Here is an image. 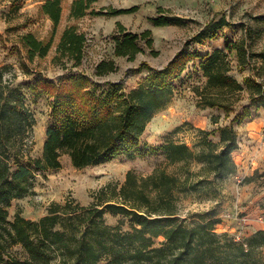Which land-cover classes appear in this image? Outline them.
<instances>
[{"label":"trees","instance_id":"obj_1","mask_svg":"<svg viewBox=\"0 0 264 264\" xmlns=\"http://www.w3.org/2000/svg\"><path fill=\"white\" fill-rule=\"evenodd\" d=\"M8 1V13H16L23 6L20 0ZM62 1L43 0L40 5V11L52 22V31L60 22ZM95 1L71 0L69 17L135 9L95 10ZM150 20L154 25L180 21L163 12ZM224 24L226 20L221 18L194 38L211 36ZM117 27L124 31L120 22ZM20 38L29 60L44 57L50 50V40L39 39L31 32ZM143 39L151 47L148 29L123 33L115 39L114 54L133 59L142 50L138 41ZM85 40L84 32L78 31L75 24L65 26L52 61L79 66ZM233 52L237 67L264 68V51H253L245 38L226 43L224 49L212 50L199 62L205 81L194 87L196 103L201 108L223 109L227 116L245 93L248 104L242 106V117H246L251 107L264 109V72L257 71L258 78L239 81L232 73ZM192 56L178 52L127 93L112 84L103 89L91 87L82 72L60 80L51 90L53 111L64 112L57 123L46 128L38 156L31 154L33 113L20 86L5 77L6 66L0 67V264H264V228L236 239L227 232L216 231L220 218L215 214L206 213L199 222L191 224L178 218L179 193H215L219 182L235 173L232 153L239 147V140L233 122L241 121L237 116L218 127V142L201 129L199 149L183 141H165L161 149L166 162L177 165L176 172L158 167L149 174L137 175L128 170L119 185L108 183L100 188L89 205L67 197L62 202L52 201L37 219L26 218L20 211L8 219L11 201L32 192L37 173L60 168L63 155L69 157L73 166L82 168L136 150L150 119L167 105L172 81ZM114 68L113 61H102L95 72L103 75ZM211 119L217 122V117ZM107 212L126 218L130 228L123 230L119 225L107 224ZM15 246L19 252L12 251Z\"/></svg>","mask_w":264,"mask_h":264},{"label":"rangeland","instance_id":"obj_2","mask_svg":"<svg viewBox=\"0 0 264 264\" xmlns=\"http://www.w3.org/2000/svg\"><path fill=\"white\" fill-rule=\"evenodd\" d=\"M20 1L23 5L20 10L8 13L10 2L0 0V67L6 66L5 77L20 86L33 113V156L42 153L46 128L57 123L64 112L53 111L51 90L71 73L82 72L91 87L103 89L112 84L127 93L144 83L152 69L162 68L178 52L184 51L194 57L184 60L181 74L172 81L173 90L167 105L150 119L136 150L82 168L73 166L69 157L63 155L60 168L37 173L32 192L11 201L7 207L8 219H12L16 211L26 218L37 219L46 213L52 201L62 202L67 197H73L82 205H89L100 188L108 183L119 185L128 170L137 175L149 174L158 167L176 172L177 165L168 164L161 149L165 141H183L199 149L201 129L209 132V139L218 142V127L228 124L237 116L241 121H235L233 125L241 147L245 144L252 151L248 160L252 174L243 178L226 176L219 182L215 193H179L178 218L184 224H191L210 213L220 218L215 225L219 233L227 232L234 237L239 234L241 238L253 232L245 228L246 222L243 227L240 223L244 222L245 209L242 207L246 205L252 208L256 206L259 212L255 219L264 220V165L258 166L259 160L260 163L264 162V109L251 107L250 115L242 117V106L248 104L246 94L242 93L232 112L226 116L223 109L197 106L194 87L201 86L205 81L199 62L212 50L224 49L226 43L245 38L253 51H264V0H96L92 4L95 10L135 9L117 14L88 13L80 18L69 17L71 0H64L61 20L55 31H52L51 20L40 11L43 0ZM160 12L179 18V23L154 25L150 18ZM221 18L227 24L217 28L211 36L201 40L194 38L200 30L211 28V24ZM118 22L124 31H119ZM69 24H75L78 31L86 36L82 63L74 67H70L71 62L63 66L52 61L62 29ZM146 29L150 31L151 47L143 39L138 41L142 50L133 59L114 54L116 38L126 32L141 33ZM26 32L33 33L39 39L50 40L51 47L46 56L33 60L27 58L20 38ZM230 58L232 73L241 82L246 77L258 78L257 71L264 72V68L251 69L249 65L237 67L234 52ZM108 60L113 61L115 68L103 75L96 74V65ZM213 116L217 117V122H213ZM241 171L240 175L244 170ZM249 182L253 184L249 185L252 188L247 191L262 194V200L248 203L239 198L240 185ZM104 217L109 225H119L123 230L130 228L128 220L120 215L107 212ZM261 224L264 226V221ZM19 250L17 246L12 249L14 253ZM262 251L264 253V248Z\"/></svg>","mask_w":264,"mask_h":264},{"label":"crops","instance_id":"obj_3","mask_svg":"<svg viewBox=\"0 0 264 264\" xmlns=\"http://www.w3.org/2000/svg\"><path fill=\"white\" fill-rule=\"evenodd\" d=\"M63 2H64V0L62 1V10H63ZM70 3H71V1H70ZM69 7H70V4H69ZM61 16H62V12H61ZM241 145L242 144L239 142V147L237 149H235L232 153V158H233V160L237 166L235 173L230 175L233 178H239V177L243 178L247 175L249 176L252 174V169L248 168V160L250 158V154L252 151H249V148L245 144H243V147H241ZM260 162H261V160H259V163H258L259 167L264 165V162H262V163H260ZM242 169L244 171H243L242 175H240L242 172L241 171ZM251 183L252 182H249L248 184L240 185L239 198L241 200H247L248 203L258 202L259 200H262L263 196L260 193H256V192L250 193L249 191H247V189L252 188V187H249V185H251ZM242 208L245 209V215L242 217V219H244L243 220L244 222H242L243 224L240 223L242 227L245 224V222L247 223L245 228L247 227L248 229H251L253 231L258 229V228L264 227L261 224V221H264V220L259 221V220L255 219V215H257L259 212V210L256 206H254L252 208L250 205H246Z\"/></svg>","mask_w":264,"mask_h":264},{"label":"built area","instance_id":"obj_4","mask_svg":"<svg viewBox=\"0 0 264 264\" xmlns=\"http://www.w3.org/2000/svg\"><path fill=\"white\" fill-rule=\"evenodd\" d=\"M235 238H238V239H239V238H240L239 234H238V235L236 234V235H235Z\"/></svg>","mask_w":264,"mask_h":264}]
</instances>
